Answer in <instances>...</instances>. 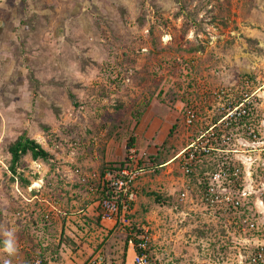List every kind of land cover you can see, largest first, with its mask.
I'll list each match as a JSON object with an SVG mask.
<instances>
[{"label":"rangeland","instance_id":"1","mask_svg":"<svg viewBox=\"0 0 264 264\" xmlns=\"http://www.w3.org/2000/svg\"><path fill=\"white\" fill-rule=\"evenodd\" d=\"M30 75L38 80L36 100ZM225 87L237 99L253 95L264 120V0H0V250L15 244L10 256L0 251V264L38 250L49 234L42 231L46 221L67 218L56 210L99 203L75 172H100L111 145L116 162L134 153L149 170L141 179L152 180L151 202L178 206L151 185L168 188L184 177L178 157L202 127L221 118L216 94ZM194 106L200 122L188 128ZM24 131L54 161L28 155L13 175L6 148ZM15 176L23 196L30 184L21 180L39 182L37 198L21 197ZM191 204L177 209L190 214L178 230L209 250L223 240L227 254H236L224 218ZM58 235L50 238L54 244Z\"/></svg>","mask_w":264,"mask_h":264},{"label":"built area","instance_id":"2","mask_svg":"<svg viewBox=\"0 0 264 264\" xmlns=\"http://www.w3.org/2000/svg\"><path fill=\"white\" fill-rule=\"evenodd\" d=\"M216 95L222 117L218 122L202 127L198 137L178 157L184 177L189 178L198 164L206 162L214 167L213 172L207 173L206 181L204 179L197 185L196 199L191 194L194 189L190 183H185L178 205L184 207L190 201L193 208L205 207L215 216L224 218L228 233L232 229L237 253L230 256L221 248L216 264H264V121L259 120L253 95L246 94L237 99L230 88H222ZM199 122L198 109L195 106L188 109L187 127ZM138 164L133 153L125 159L123 166L111 164L103 174L97 171L85 173L79 167L75 173L79 185L88 195L104 193L105 197L100 201V218L114 221L115 229L120 232L131 229L130 244L136 249L133 264H183L173 255H168L164 261L152 258L150 232L135 234L132 230L129 216L132 204L138 199L137 181L149 172ZM15 179V189L21 193L19 180ZM35 185L29 190L36 189ZM41 189L39 186L37 191ZM20 216L18 212L17 217ZM46 219L50 220V216ZM235 233L239 234L238 237ZM205 246L202 249L209 250ZM0 251L12 255V251ZM28 264L47 262L40 255L32 254ZM86 264H105V258L98 253Z\"/></svg>","mask_w":264,"mask_h":264},{"label":"crops","instance_id":"3","mask_svg":"<svg viewBox=\"0 0 264 264\" xmlns=\"http://www.w3.org/2000/svg\"><path fill=\"white\" fill-rule=\"evenodd\" d=\"M94 145L92 152L96 153L99 143H94ZM233 147L236 148V146ZM110 148L108 149L105 162L108 164L119 163L109 155ZM209 166L211 165L209 164ZM202 167L207 168V163ZM172 180L173 182L168 184L170 186L168 188L160 187L161 185L158 184H152L151 187L158 195L167 194L176 203L178 202L176 191L180 190L188 180H185L184 177L179 179L172 178ZM150 182H152L150 177L140 178L137 181L138 199L132 205L129 222L135 234H142L144 231L150 232L153 238L152 256L164 261L168 255H173L183 264H216L220 249L223 248L221 244L224 241L220 240L221 244H218L216 250H206L202 249V246H196L197 244L195 245L194 242L197 237L185 235L187 229H185L184 233H182V229L178 230L179 223H184L190 215L189 212L186 210L187 212L181 213L177 210L179 208L177 204L176 207H170L158 204L156 200L151 202L147 197ZM163 185L166 186L165 184ZM196 191L194 187L192 196L195 199L197 198ZM35 193L37 192H33V195H30L27 191L26 195L37 197ZM27 196H25L27 201L33 200V198L31 200L27 199ZM153 198L155 197L153 196ZM74 206H71V210L68 209V212L64 213L56 210L67 218L48 222L44 226L46 228H42V231L45 235L49 233V236L42 238V242H38L40 245L38 250L32 248L33 251L25 247L28 251L27 255H31L35 251L40 252L47 264H86L93 255L101 253L105 258V264H133L136 249L133 244H130V228L120 232L115 229L114 221H103L100 218L98 202H89L85 204L86 208L83 209H79L77 205L73 209ZM189 210H191V207ZM182 211L185 210L182 209ZM221 228L223 229V227ZM55 233L59 234V239L54 244L50 238ZM12 240L15 239L13 238ZM11 244L12 248L15 249V244L13 242ZM22 260H17L16 263L27 264L30 259L25 257ZM10 261H13V257H10Z\"/></svg>","mask_w":264,"mask_h":264},{"label":"trees","instance_id":"4","mask_svg":"<svg viewBox=\"0 0 264 264\" xmlns=\"http://www.w3.org/2000/svg\"><path fill=\"white\" fill-rule=\"evenodd\" d=\"M140 23H142V22L140 21ZM29 82L32 84V86L35 87L33 100H36L37 99V92L36 91H37L38 80L35 79L34 76L30 75L29 76ZM69 98L74 103V105L77 106V104L75 102L76 98L72 93L69 94ZM218 118L216 119V122L219 121ZM185 125H186V116H185ZM49 129H50L49 127H44L45 131H49ZM196 137H198V136H195L194 139H196ZM128 145H129L128 149H133L131 142ZM6 151L11 156L10 171L13 173V175L17 174L18 167L20 166V164L24 160V158L28 155H30L34 161H40L41 160L45 163H50V162L54 161L53 155L49 151H47L45 148H43V146L41 144H39L37 142V140L30 138L28 131H24L23 134L19 138H17L15 141L10 143L6 148ZM156 159H158V158H156ZM204 164L203 163L198 164L195 167L193 174L190 176V178H191L190 181L193 184H191L190 182L189 183L193 189H194V187H195V189H197V185L199 184L200 181H202L204 179H205L204 181H206L207 173L213 172L214 167L208 166L207 168H203L202 166ZM121 165L123 166L124 162H122ZM207 165H209V164L207 163ZM108 166H109V164L104 163L101 166L100 173L103 174L108 169ZM11 181H13V179H11ZM21 181H22L23 186H27L28 184H30V182H28L27 180H21ZM94 196L95 197L97 196V199L99 200V208H100V201H102V199L105 197L104 193L102 192L99 195H94ZM158 198H159V200H162L161 199L162 197L158 196ZM2 247L7 248V242L2 243ZM150 254L152 256V248L150 250ZM40 255H41V257L44 258V256L42 254H40ZM31 258L32 257L30 256L29 259L31 260ZM152 258H154V257L152 256ZM30 260H29V262H30Z\"/></svg>","mask_w":264,"mask_h":264},{"label":"clouds","instance_id":"5","mask_svg":"<svg viewBox=\"0 0 264 264\" xmlns=\"http://www.w3.org/2000/svg\"><path fill=\"white\" fill-rule=\"evenodd\" d=\"M225 88H227V87H225ZM230 89H232V88H230ZM233 90V89H232ZM234 91V94L236 95V93H235V90H233ZM220 120V119H219ZM216 123V122H215ZM112 164H121V163H112ZM109 165H111L110 163H109ZM16 177V176H15ZM15 177H14V179H15ZM16 183V182H15ZM20 183V182H19ZM34 184H39V182H33V183H30V185H28L27 186V191L29 192V193H33V192H37V193H40V191H37V188L38 187H36V189H34L33 191H30L29 190V188L31 187V186H34ZM20 185V184H19ZM40 185V184H39ZM41 186V185H40ZM16 187V186H15ZM20 187V189H21V186H19ZM43 188V187H42ZM18 193V192H17ZM37 193H35V194H37ZM21 197H23L24 199H25V197L22 195V193H18ZM34 199L35 198H37V197H33ZM26 200V199H25ZM27 201V200H26ZM33 201V200H32ZM30 202V201H29ZM60 215H61V213L60 212H58L57 211V216H59L60 217ZM46 216H50V215H46ZM46 218V217H45ZM46 222H49V221H46ZM1 249H5V250H8L9 252H11L12 251V254L14 253L13 252V248H12V244H11V241H9V242H7V248H1ZM32 254H37V253H31V257H32ZM38 255H40V254H38ZM10 256V255H9ZM41 256V255H40ZM43 258V257H42Z\"/></svg>","mask_w":264,"mask_h":264}]
</instances>
